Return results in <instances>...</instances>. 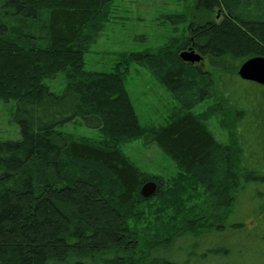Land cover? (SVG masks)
<instances>
[{
	"label": "trees",
	"instance_id": "trees-1",
	"mask_svg": "<svg viewBox=\"0 0 264 264\" xmlns=\"http://www.w3.org/2000/svg\"><path fill=\"white\" fill-rule=\"evenodd\" d=\"M107 3L0 0V99L16 102L21 135L0 141V264H238L258 237L252 231L264 242V87L238 75L244 61L264 56V0H194L189 37L90 70L85 53L103 31ZM192 45L209 69L180 57ZM134 61L178 101L165 124L140 122L125 81ZM60 73L61 95L45 84ZM214 115L226 143L207 123ZM74 119L104 138L61 130ZM141 137L176 162L204 210L174 227L167 220L161 231L174 234L147 247L131 220L149 200L143 185L161 183L143 179L121 148ZM184 190L170 188L165 200H182Z\"/></svg>",
	"mask_w": 264,
	"mask_h": 264
},
{
	"label": "rangeland",
	"instance_id": "rangeland-1",
	"mask_svg": "<svg viewBox=\"0 0 264 264\" xmlns=\"http://www.w3.org/2000/svg\"><path fill=\"white\" fill-rule=\"evenodd\" d=\"M193 4L194 0H108L104 10L106 16L103 31L85 53L86 68L110 71L123 58V54L128 55L143 50L155 51L173 38L189 37ZM216 16L215 11L211 18L222 19L221 16L218 15L217 18ZM198 66L204 70L209 69L204 61ZM125 81L141 124L148 126L165 124L173 110L179 107L178 101L171 92L162 85L150 68L141 62L134 61L129 64ZM45 84L59 95L66 90V79L62 73L53 79H46ZM214 101L216 98L213 95L197 104L194 111L202 112ZM15 113L14 100L0 99V141L16 140L21 137ZM207 123L220 141L228 142V131L221 127L218 115L212 116ZM61 130L76 138L95 141H101L106 134L99 129L86 127L79 119L63 125ZM121 148L140 171L143 179L147 181L156 177L161 183L157 194L148 197L149 200L140 206L139 221L134 223L131 220L132 225L138 228L142 246L147 247L164 236L174 234L175 228L169 229L168 226H164L167 229L161 231V226L167 220L170 219L168 222L174 227L179 220L185 221L186 218L201 216L204 213L198 190L190 183L181 181L182 170L157 142L147 141L141 137L121 143ZM183 187H185L183 191L185 196L182 200L175 199L178 193H175V197L170 201L165 200L170 188L181 193ZM164 211H167L169 216ZM157 221L158 225L155 228L153 223ZM248 225L253 226V221ZM252 233H257L260 237L262 232L252 231ZM258 237L256 241L249 243L250 250L264 256V242ZM251 251L248 250L244 256L235 258L237 263L264 264L262 258L260 260L257 258L255 261ZM225 262L227 261L222 263Z\"/></svg>",
	"mask_w": 264,
	"mask_h": 264
},
{
	"label": "water",
	"instance_id": "water-1",
	"mask_svg": "<svg viewBox=\"0 0 264 264\" xmlns=\"http://www.w3.org/2000/svg\"><path fill=\"white\" fill-rule=\"evenodd\" d=\"M180 57L185 62H189L191 64H199L204 59V55L198 52L193 46L183 50L180 53ZM238 75L243 80L252 81L264 87V56H254L244 61L238 69ZM157 191L158 185L156 181L150 180L143 185L141 194L143 197L148 198L156 195Z\"/></svg>",
	"mask_w": 264,
	"mask_h": 264
}]
</instances>
